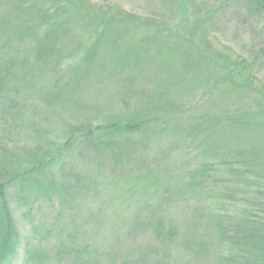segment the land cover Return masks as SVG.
Segmentation results:
<instances>
[{
    "label": "rangeland",
    "instance_id": "374dc122",
    "mask_svg": "<svg viewBox=\"0 0 264 264\" xmlns=\"http://www.w3.org/2000/svg\"><path fill=\"white\" fill-rule=\"evenodd\" d=\"M3 1L0 12L12 10V3ZM244 5L232 0H27L14 24L0 28L2 62H12L0 82V177L4 168L22 172L33 167L37 179L72 183L82 171L91 173L100 186L89 202L84 194L75 198L80 202L76 215L72 201L63 202L60 210L66 220L61 229L67 227L68 238L59 256L57 236L49 230L58 208L51 207L54 213L47 215L41 208L26 212L11 200L17 196L11 191L10 211L20 234L14 264H25L27 249L38 250L42 264H59L55 259L81 264L93 259L87 252L94 249L100 251L94 253L100 264H216L220 234L214 236V226L207 223L215 215L226 231L227 217L245 209L241 196L249 188L235 186L236 177L224 165L207 169L211 176L204 177L210 181L201 193L187 194L178 184L189 177L200 180L195 171L199 173L204 163H221L223 152L264 142V117L258 111L264 105V11L254 15ZM121 16L127 21L120 22ZM47 34L46 41L59 51L50 49V56L37 59L36 40ZM55 52L58 57L52 56ZM87 55L101 59L105 80L97 79L100 72L91 73L99 71L98 65L87 79L80 78L86 80L73 78L86 68ZM227 67L234 84L221 80ZM138 115L161 117V124L140 135L143 148L133 163L165 182V198L159 201L165 210H159L174 215L180 232L190 230L182 222L198 209V218L187 223L196 235L211 238L210 256L194 255L182 241L166 246L149 223L133 231L134 216L143 221L151 210L144 200L151 205L158 201L150 200V192L138 195L134 205L128 195L122 201L118 177L123 175L113 176L89 158L84 130L96 133L110 121L124 125ZM218 115L257 123L259 128L215 126L211 119ZM253 171L246 170L239 180L251 181ZM97 214L99 220L89 217ZM74 219L84 225L77 234ZM75 241L88 242V248L75 246Z\"/></svg>",
    "mask_w": 264,
    "mask_h": 264
},
{
    "label": "trees",
    "instance_id": "16d2710c",
    "mask_svg": "<svg viewBox=\"0 0 264 264\" xmlns=\"http://www.w3.org/2000/svg\"><path fill=\"white\" fill-rule=\"evenodd\" d=\"M2 0H0L1 2ZM24 1L27 0H5L4 3L11 2V9L0 12V28H6L8 25H13L15 18L18 16L20 12V8H22ZM229 1V0H227ZM241 5L245 4L247 11L251 14H260L264 11V0H232ZM208 20V19H207ZM119 21L123 23V21H127L125 16H121ZM61 24V23H60ZM66 24V22H62L61 25ZM66 28V29H65ZM65 31L67 32V28L65 27ZM46 37H40L36 40V53L35 58L37 59H45L50 56L49 50H54V42H47ZM100 39V38H98ZM52 45V46H51ZM97 42L94 43L96 47ZM56 51H59L55 49ZM47 51V52H46ZM4 53L0 49V82L3 83V79L6 78L7 74L10 72V66L12 64L11 61H8L7 64L2 62V57ZM198 54V53H197ZM188 52L185 53L184 58L182 60L187 61ZM52 56L58 57L57 52H55ZM199 57H201L199 55ZM146 62V61H144ZM83 64L86 67L81 71L80 74H75L73 78H78L79 81L86 80L88 76L92 73L97 77V79L105 80V72L101 69L103 63H101V59H97L96 56L87 55V57L83 58ZM82 65V64H80ZM93 65H98L97 70L91 72V68ZM172 70H177L176 66L171 67ZM91 72V73H90ZM6 75V76H5ZM88 75V76H87ZM5 76V77H4ZM87 76V77H86ZM109 76V77H108ZM107 78L111 76L108 74ZM86 77V79L80 80V78ZM234 76L229 71V68H226V71L222 73L221 80L223 82H232L234 84ZM6 81V80H5ZM88 82H94L95 80H89ZM1 85V84H0ZM239 85H237L238 87ZM242 87V86H240ZM1 88V86H0ZM262 105V104H261ZM264 110V105L262 106ZM153 108L147 109L148 111H152ZM262 109H259V116L264 117V112ZM236 113L239 111L235 110ZM225 117V118H223ZM229 116L218 115L214 116L211 119V122L215 126L220 123H229V125L233 128H242L247 127L251 128H259V124L252 123L250 121H243L241 119H235L234 121L230 120ZM236 117H241L237 115ZM161 117L149 116V115H138L136 119L130 122L127 121L124 125L120 124H112L116 123L114 121H110L101 126V129H96V133L93 130L88 129L82 132V136L85 139V143L87 145V149L91 151V154L88 155L89 158L93 159L96 162V166L104 168L108 170L109 173L115 176V173L123 175L124 178H120V184L122 188V194L120 195V199L124 201L128 199L124 195L130 196L131 200H133L132 204L134 205L135 201L139 198L140 195L146 194L147 192L151 193L150 200L158 201L155 204H148L144 200V204L147 207H151V210L148 212L145 217H142L140 214L143 212L138 211V214L143 218V221H139L140 217L137 215L134 216V230L140 228V226L149 223L151 227L159 235L158 239L160 242L165 241L167 245L170 243H175L182 241V245L184 244V248L188 249L194 255L201 257L203 254L210 256L211 251V238L200 235H197L193 232V225L189 224L191 219L198 218L197 213L198 209H193V215H189L184 220L185 224L182 222V227L187 229V233H182L179 231V225L174 223V215L169 213L168 211L162 212L159 208H163L162 201L165 198V182L160 180L157 176L150 174L148 171L143 170V166L139 164L133 163L136 161L134 155L140 153L141 148H143L142 138L140 135H147L157 127H160L159 120ZM109 121V120H108ZM164 123H167L169 120L164 119ZM200 122V121H199ZM264 122V121H263ZM118 123V122H117ZM204 123L198 124V127L203 126ZM104 127V128H103ZM163 130V129H162ZM212 131H214L212 129ZM117 133V135H116ZM161 132L157 134H161ZM211 131L207 134L209 136ZM213 133V132H212ZM157 134H154L157 135ZM207 137L203 139L202 142H206ZM66 146V145H64ZM216 152V151H215ZM218 153V152H217ZM221 153L223 155V160L221 163H213V164H202L201 170L199 173L195 171L197 176L200 178L197 181L194 177H189L184 179L178 185L183 186V190H187V194L194 193L198 190L199 193L203 192L205 185L210 181L204 177V175L211 176L208 174L207 169L217 168L218 166L224 165L230 170V175L236 177L232 183L237 185L245 184V188H249V192L242 191L243 196H241V200L244 202L245 209L238 215H233L231 217H227L228 228L226 231H222V218L219 219L215 215H213V221H209L207 224H212L215 228L214 236L219 235V243L217 245V259H215L216 264H264V142L256 141L255 144L249 145L247 147H237L235 150H231L230 152ZM140 160V159H139ZM40 162L41 160H36V162ZM34 163H29L27 166H31ZM41 164V163H40ZM228 165V166H227ZM222 167V166H221ZM252 169L254 172V179L251 181L243 182L239 180L242 173L246 170ZM34 168H27L22 172L14 170V168H4V173L0 177V264H14L16 261V257L18 255V250L20 247V234L17 231L16 226L14 225V220L12 218V214L10 211V203L13 200L19 207L25 208L26 212L33 213L35 208H41L43 213H54L49 211L51 207L56 206L60 213L55 214V219L49 225V230L52 234L57 236L58 245L55 248V255H60L61 247L67 249L65 247L67 238H68V229L64 227V232L62 231V226L66 220V213L61 212V208L63 207V202H67L68 200L72 201L70 207L75 210V215L78 213V204L76 201V197L80 194H84V200L87 202L91 201L94 193L98 190L100 186H98V182L91 179V173H83L81 171L80 177H77L72 183L67 182H56L55 180H43L37 179V173L33 171ZM82 174L84 178L82 181ZM79 176V174L77 175ZM90 179V180H89ZM88 181V183L84 184V182ZM231 182V181H226ZM17 186V187H15ZM243 186V185H242ZM158 189L162 190L160 194H158ZM141 190V192H140ZM14 191V194H17L16 198L10 200V192ZM83 191H85L83 193ZM247 194V195H246ZM80 195L81 198L83 196ZM139 195V196H138ZM135 196V197H134ZM149 196V195H148ZM167 198L170 197V194L166 195ZM229 199L234 197V192L232 191L229 196ZM88 199V200H87ZM195 203V201H192ZM236 202L233 200V203ZM111 203V201H110ZM59 204V206H58ZM188 205V204H187ZM75 206V208L73 207ZM142 207L144 205L142 204ZM164 214H168L164 216ZM89 217H94L99 220V216L90 215ZM34 219V218H33ZM35 224V223H34ZM75 233L82 228L84 225H78L74 219ZM34 229V225L32 226ZM162 231L164 233H162ZM222 233V234H221ZM156 234V235H157ZM157 235V236H158ZM180 235V236H179ZM196 235V236H195ZM179 236V237H178ZM206 238L205 239H202ZM229 242V246H226L224 242ZM88 242L79 243L75 241L76 245H81L82 248H88L86 246ZM165 245V244H164ZM73 249V247H72ZM100 251L94 249L93 251L87 252V254L92 255L93 259H84L80 261L81 264H100L97 258V255L94 253H99ZM27 256L25 260V264H42L44 259H40L41 253L36 249H27ZM137 255V252H136ZM112 259V258H109ZM59 261V264H62V261H65L66 264H75L73 259H55ZM110 264H114L110 262ZM119 264V263H118Z\"/></svg>",
    "mask_w": 264,
    "mask_h": 264
}]
</instances>
